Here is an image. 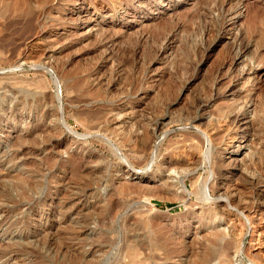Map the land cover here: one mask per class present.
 Here are the masks:
<instances>
[{
    "label": "rangeland",
    "instance_id": "1",
    "mask_svg": "<svg viewBox=\"0 0 264 264\" xmlns=\"http://www.w3.org/2000/svg\"><path fill=\"white\" fill-rule=\"evenodd\" d=\"M0 264H264V0H0Z\"/></svg>",
    "mask_w": 264,
    "mask_h": 264
},
{
    "label": "bare ground",
    "instance_id": "2",
    "mask_svg": "<svg viewBox=\"0 0 264 264\" xmlns=\"http://www.w3.org/2000/svg\"><path fill=\"white\" fill-rule=\"evenodd\" d=\"M238 112H239V111H238ZM232 114H233V113H232ZM239 114H240V113H239ZM232 118H233V117H232ZM237 120H238V116H235V117L232 119L233 122H236ZM141 127H142V126H141ZM127 129H128V128H127ZM141 129H142V128H141ZM129 132H130V131H129ZM143 132H144V133H143V135L141 136V139L145 141V140L148 138V130H147V131H143ZM150 136H151V135H150ZM131 137H132V136H131ZM137 138H138V140H139L140 137H137ZM141 139H140V140H141ZM140 143H141V141H140ZM140 146H141V145H140ZM142 149H143V148H142ZM148 153H149V152H148ZM156 156H157V152H156V154H155V156H154L155 159H156ZM155 159H154V160H155ZM208 159H209V158L206 157L205 160L207 161ZM129 186H136V185H129ZM126 187H128V186H126ZM126 187H125V188H126ZM125 188H124V189H125ZM76 226H77V225H76Z\"/></svg>",
    "mask_w": 264,
    "mask_h": 264
},
{
    "label": "water",
    "instance_id": "3",
    "mask_svg": "<svg viewBox=\"0 0 264 264\" xmlns=\"http://www.w3.org/2000/svg\"><path fill=\"white\" fill-rule=\"evenodd\" d=\"M61 120H62V122H63L64 124H66L65 119H64V116H62ZM66 125H67V124H66ZM67 130H68V129H67Z\"/></svg>",
    "mask_w": 264,
    "mask_h": 264
}]
</instances>
